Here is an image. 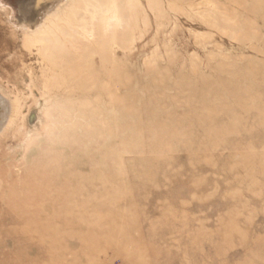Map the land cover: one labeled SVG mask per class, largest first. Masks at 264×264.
<instances>
[{
	"label": "rangeland",
	"instance_id": "1",
	"mask_svg": "<svg viewBox=\"0 0 264 264\" xmlns=\"http://www.w3.org/2000/svg\"><path fill=\"white\" fill-rule=\"evenodd\" d=\"M61 1L0 0V264H264V0H123L68 61Z\"/></svg>",
	"mask_w": 264,
	"mask_h": 264
},
{
	"label": "bare ground",
	"instance_id": "2",
	"mask_svg": "<svg viewBox=\"0 0 264 264\" xmlns=\"http://www.w3.org/2000/svg\"><path fill=\"white\" fill-rule=\"evenodd\" d=\"M122 1L123 0H80V4L82 5L78 9H75L74 8L75 6L74 7L72 6L76 5L77 0H62L61 4H59L60 6H58L57 4L56 6H53L51 10H49L48 12H44V17L42 18L41 24L44 25L45 21L56 20L58 17H60V15L66 16L68 18V21H66L68 22L67 24L68 28L60 27L58 25L57 27L59 29L58 30L59 34L62 36L71 37L73 36V33H76L78 37H76L75 40L74 39L62 40L61 37L56 36V33L52 29L44 28L45 26L41 27L40 24V26H36L38 27L37 30L40 31L41 33L40 34L41 36L37 37L38 42H40L42 46L45 45L47 46V48L49 47L53 49V55L51 57L58 56V57H62L67 61L72 60L73 58L75 59V56L72 53H70L69 49L66 47L65 42L67 43L75 42L76 44L81 46L82 40H85L87 36L94 37L96 35V32H99V28L102 31H107L108 28L112 27L116 22L120 24V22L123 21V18L122 17L118 18V16H116L117 14L119 15L120 12H117L115 6H117L118 9L120 6L124 8ZM29 15H28L29 17L28 22L30 24L33 22V19L31 13H29ZM93 43H98L97 45L98 47L89 49L86 46L84 48H87L89 52L92 51V53L94 52L99 53L101 55V57L100 56L98 57L100 64H103L104 62L103 56H107V53L112 57L114 56L115 53L114 45L116 44L114 38L97 39L95 37ZM84 45L85 44H83L82 46ZM8 113H9V105L5 101V99H3L2 95H0V130L7 118Z\"/></svg>",
	"mask_w": 264,
	"mask_h": 264
}]
</instances>
